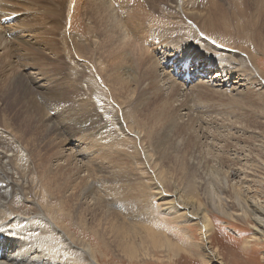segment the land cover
<instances>
[{"label": "bare ground", "instance_id": "bare-ground-1", "mask_svg": "<svg viewBox=\"0 0 264 264\" xmlns=\"http://www.w3.org/2000/svg\"><path fill=\"white\" fill-rule=\"evenodd\" d=\"M262 6L264 0H0V264H97V245L93 247L83 235H96L93 224L99 213L95 211H103L105 220L110 215L118 221L124 215L150 224L143 231L132 223V233L119 227L111 230L118 241L135 243L136 234L144 232L153 244H172L167 230L153 223L161 220L158 210L169 214L173 223L197 220L194 224L201 239L210 236L214 219L203 206L224 213L229 202L222 195L225 181L217 183L218 175L212 176L214 182L206 178L204 200L190 192L197 188L196 180L190 178L194 179V168L201 167L204 157L192 136L188 132L184 136L185 124L176 122L169 98L178 95V86L164 96L158 84L174 77V65L183 73L175 77L184 79L181 86L187 83V73L190 80L200 79L216 67L210 63L214 53L201 48L203 44L194 42L199 44L197 51L185 44L193 43L191 36L200 37V33L205 36L201 40L212 39L228 51L221 57L226 61L218 62L217 74L207 81L243 87L237 99L247 104L251 98L263 107L264 69L257 63L264 61ZM8 16L14 18L2 23ZM26 34L37 40L32 42ZM159 53L166 57L163 68L165 64L168 68L162 76L157 73L161 70ZM41 60L51 68L33 67ZM61 74L65 76L59 78ZM76 138L88 151L87 155L77 151L82 158L96 161L93 170L91 159L72 166L70 157L65 165L53 168L51 161L59 158L60 147ZM178 157L190 163L183 172L188 180L179 183L169 165ZM98 161L114 164V168ZM135 162L144 169L145 178L131 179ZM84 166V175L79 176ZM215 169H207L205 177ZM211 182L217 192L211 191ZM232 192L239 206L252 212L261 227L258 238L264 241V208L250 206L246 198ZM15 195L30 206L20 202L14 206ZM83 197L90 198L91 204L81 207ZM113 207H120V214ZM151 215L157 216L153 222ZM103 235L97 236L105 240ZM208 255L215 260V255Z\"/></svg>", "mask_w": 264, "mask_h": 264}, {"label": "rangeland", "instance_id": "rangeland-1", "mask_svg": "<svg viewBox=\"0 0 264 264\" xmlns=\"http://www.w3.org/2000/svg\"><path fill=\"white\" fill-rule=\"evenodd\" d=\"M175 9L179 11L178 7H175ZM262 11H264V6H262ZM186 21L187 23L191 24L194 28H196L192 22H189L188 20ZM151 23H153V20ZM26 36H27L26 38L28 37L29 39L31 38L32 42L34 40H37V39H32L33 36H30V34L29 36L26 34ZM199 36L200 37L191 36V40L193 41V43H188L187 41H185L186 46H190L191 50L193 49V51H197L200 50L199 44L200 45L203 44L204 47L201 48L214 53L213 59H215V61L211 59L212 62L210 63L216 65V67L214 69H210L209 73L203 75L202 78L200 79L193 78V80L191 79L187 81V83L184 84L185 86L184 85L181 86L179 83L183 82L184 79L179 80L178 78L175 77L177 75H183V73L180 70V67L178 68L176 65H174L173 66V69L175 70V75L173 77L174 79L173 78L166 80L161 79L158 84V87L162 88L163 95L167 96L170 94L172 89L176 87V85L178 86L177 87L178 95H174L173 97L169 98L173 100L172 102L170 100L171 102L170 105L173 106L171 108H174L173 113H175L174 116L176 117L174 118L176 119L177 123L185 124L183 131L184 136H186L187 132H188L187 136L188 135L192 136L197 146L196 147L197 152L203 155L204 157L202 159L201 167L194 168L193 173L195 174V176L193 174L194 179L191 176L190 180H192V182L196 180L194 184L197 182L196 183L197 188L195 186V190L190 189L191 190L190 192L192 194L193 192H195L193 194L194 197L196 196L200 200H204L203 185L205 184V180L209 179V181L213 180L214 182L215 178H212V176L216 177L218 175L216 177L217 183L220 181L219 184H221L223 181H225L222 189L223 190L222 195L224 197H227V199H229V202H226L227 203L226 208L223 210L224 213L218 212L219 210H216L215 208H211V206L208 205L203 206V208L207 209V210L204 209L206 210L205 213L207 212L206 214H208L210 217L214 219L213 224H215V230L211 228V231L209 233L210 236L208 235L204 240L201 239L200 230L198 226L194 224L196 223L197 220L188 222V224L177 223V222L173 223L172 219H170L171 216L169 214H164L163 212L158 210L157 212L158 215L157 214L156 215L159 218H161V220H158L160 222L159 223L157 220L155 221V217L157 218V216L151 215L150 218L154 216L153 217L154 220L152 218L150 219V221L151 222L155 221L153 223L155 224L157 223L156 224L157 227L160 228L162 231L165 232L167 230L166 233L167 239L172 244H168L164 241H159L158 243L153 244L150 241L149 237H147L144 232L141 233V235H143V238H145L144 241H142L143 238H141L142 236L140 234H136L137 241H135V243L134 242L132 243V241L129 242L128 239H123V238L118 241V239L113 238L111 230L119 227L124 232L129 231L132 233V229H135V228H130L132 223H134V225L135 223L138 224L137 227L141 228L143 231L144 228L149 227L148 225L150 224H148V222L145 223L146 221L143 220H138L137 223L136 218H129L124 215H122L120 219L118 218L119 219L118 221L112 218V216L110 217V215L108 217V220H105L104 219L105 214L103 211L102 212L95 211L99 213L96 214L97 220L94 222L95 224H93L94 226L93 229L94 228L96 229V232H94L96 233V235L91 236L90 238L88 235H86L87 232L86 233L84 232L83 235L85 236L84 239L88 238V240L92 242L93 247L97 245L96 247H94L96 250V257L98 259L97 264H264V241H262L261 238L260 239L258 238L260 236V233H257V230L259 231L261 227L252 219L253 217L251 214L252 212L250 213L249 210H246L245 208L239 206L236 200H234L235 193L232 192V190L236 191V193H239L241 197L246 198L250 206L257 205L260 206L262 209L264 208V158H263L264 147L262 146L264 145L263 142L264 105L262 107V104L254 102L253 100H251V98L250 100L248 99L251 102H249L248 100L245 101V102L248 101L247 104L244 103L243 100H242L243 103L242 101H239L238 100L239 97H237V93L238 90L243 89V87L237 89L238 87L236 86V89H234L233 86L230 85V83L229 85L222 86V82H220L219 80L214 81V79H212L210 81H207V79H211L210 77H213V75L217 74L216 73L217 66L219 65L218 62L226 61L225 57L224 58L221 57L223 54L228 53V51L224 47L219 46L217 43H215L212 39L207 38L210 42L209 41L206 42L204 40H201L203 39V37L205 38V36H203L200 33ZM195 41H197V43L199 44L194 45ZM213 46L217 47L220 50L212 49L211 47ZM167 49L172 50L169 48ZM203 52L207 53V51H202V53ZM100 53H102V55L107 57V53H103V52ZM159 55L162 57V60L159 63L161 70L158 71L157 73L160 76H162L163 70L167 71L168 68L166 67L167 64H165V68H163L164 66H162L164 60H166L165 55L162 53H159ZM33 59H35V57ZM79 61L81 63L85 62V60L82 57L79 58ZM47 63L48 62L41 60L40 63H37L36 66L33 67L37 68L38 66L40 68L41 66L46 65L44 67L48 69L51 68L50 66L47 65ZM257 63H259V66L262 69H264V61L257 60ZM54 72L55 70H53L52 74ZM64 72H65L64 74H67L68 69L66 71L64 70ZM64 74H61V76L58 77L63 78ZM215 82L220 83V85H217ZM201 83L205 85L202 86ZM208 87L210 89H215L218 91L221 90L220 92H226V93L223 95L218 93L213 94L214 90L211 91L210 89H208ZM233 99L235 101L238 100L239 102L237 101L234 103ZM183 103L184 105H182ZM248 103H251L252 105ZM255 104H257L258 106L256 105L257 106L256 107ZM179 105L181 106V108L178 107ZM236 106L238 107L236 108ZM253 107L254 108L259 107V108L254 109ZM260 108L263 110H260ZM249 111H251L250 114ZM255 111L258 113H256ZM245 112H247V114ZM50 114L54 115L53 111H51ZM192 121L194 124L192 123ZM258 122L259 124H257ZM261 122L263 124H261ZM260 135H262L263 137H260ZM260 143L263 144L261 145ZM258 145H261L262 147ZM60 150H61L60 152L61 154L59 153L60 154L59 158L53 159L51 161V166L53 168H55L59 164L65 165L66 159L70 157L69 159L72 166L74 164L80 166L85 162L90 163L89 161L92 160L93 162L92 164L89 165V167L91 168V170H93L96 161H94L91 158H90L91 160L88 159L89 157L82 158L83 156H81L80 153L77 152L78 150H82L83 151L82 154L84 155L85 154L87 155L88 152L86 151L85 144L79 141L77 138L71 140L70 142H65V144L60 147ZM184 153L185 151L184 149H182L181 154ZM261 153L263 154V157ZM98 163L104 167L106 166L110 170L114 168V164H110L109 162L106 161H102V162L98 161ZM167 164L168 163H165V165ZM186 164H190V163H187L186 161ZM186 164L184 163V161H181L179 157L172 158L169 161V165H171L174 170L173 177H175V180L177 179L176 181L178 183L184 182L187 179L185 175L186 172L183 173L185 171ZM132 167L133 170L131 171L132 172L131 179H133V177L139 178L144 176L143 172H141L144 171V169L140 168V166H138L136 162L133 163ZM210 167L216 168L215 170H217V173L214 172L215 170L214 171L212 170L213 171L211 172L212 175L205 177L204 173ZM202 168L203 170H201ZM85 169L86 168L84 166L83 172L81 171L78 175L83 176ZM179 177L183 179V181L181 179H178ZM199 177L200 179H198ZM179 186L183 190H186L184 189V184L183 185L179 184ZM210 186H211L210 188L211 191L214 190H215L214 192L218 191L217 189H214L216 186L215 184L213 185L212 182L209 183V187ZM186 188L188 189V187ZM191 193L187 195H191ZM185 198H187V196H185ZM17 199L18 197L15 195V197L13 198V201H15L14 206L20 205V203L26 207L30 206L27 200L20 201L19 199L18 200ZM89 201L90 198H86V197L81 198L80 200L81 207L86 206L88 203L91 204L90 203L91 201L90 202ZM156 204L157 202H154V206H157ZM113 209H115L114 211L116 212L119 211L120 214L121 211L120 207H113ZM231 212L232 214H230ZM121 213H123V211ZM154 213L152 212V214ZM165 218L167 219V222L165 221ZM168 218L172 222L170 226H169L170 223L168 221ZM99 220L103 223V225ZM104 220L107 222H105ZM143 223L145 226H143ZM88 225L92 226V224L89 223ZM140 225L143 227H141ZM180 225H184V226H180ZM61 226L64 227L63 223ZM190 226H192V228ZM128 228L130 230H128ZM80 229L83 230V228L79 227V231ZM72 230L74 231V233L76 232L75 233L76 236L79 235L80 237L82 236L81 238H83V235L79 233V231H76L74 228H72ZM211 232H214L213 236H211ZM102 233L104 234L103 237L105 236V240L103 239L100 240L101 236H97L99 234L102 235ZM190 235L191 236L193 235V237H190ZM190 238L192 239L191 241L189 240ZM186 242L188 243V245L185 244ZM189 242L190 243L192 242L193 244L190 245ZM128 243H132V244H128ZM204 248H206V250ZM207 253L208 254L211 253L215 255L216 256L214 257L215 260L211 261Z\"/></svg>", "mask_w": 264, "mask_h": 264}]
</instances>
